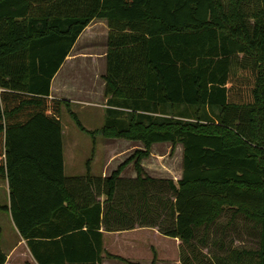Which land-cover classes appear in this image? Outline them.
I'll return each instance as SVG.
<instances>
[{
  "label": "trees",
  "instance_id": "1",
  "mask_svg": "<svg viewBox=\"0 0 264 264\" xmlns=\"http://www.w3.org/2000/svg\"><path fill=\"white\" fill-rule=\"evenodd\" d=\"M94 17L108 26L99 131L144 147L109 175L65 176L62 105L76 115L50 83ZM158 141L182 145L177 181L140 165ZM0 179L39 264H99L101 225L156 226L180 264H264V0H0ZM227 210L257 244L210 254L196 232Z\"/></svg>",
  "mask_w": 264,
  "mask_h": 264
},
{
  "label": "rangeland",
  "instance_id": "2",
  "mask_svg": "<svg viewBox=\"0 0 264 264\" xmlns=\"http://www.w3.org/2000/svg\"><path fill=\"white\" fill-rule=\"evenodd\" d=\"M87 32H84L85 36L81 37L76 46L84 45L85 38H87L85 48L93 49L92 51L97 50V56H99L101 53L99 44L102 42V38L98 37L95 43H91L95 35L93 32L89 35ZM97 56H93L91 53L86 57L77 56L71 62L64 64L63 67L61 65L62 68L60 67L55 73L54 90L59 85L58 80L62 77L65 83L62 89H67L74 100L78 99L71 102V109L75 112L76 118L69 113L65 106L61 108L63 172L66 176L84 175L87 171L92 175L100 174L102 163L107 160L105 153L107 148L104 145V139L107 138L103 137L99 131L104 121L105 111L97 103L98 101L106 103V100H102L101 97L103 94L102 82L104 83L102 78V73H104L103 57ZM77 120L84 129L79 126ZM73 142H76V145L72 144ZM123 155L126 156V154ZM123 155L122 157H124ZM175 160L176 158L171 160L173 165ZM8 206L7 186L3 180H0V245L3 248L14 245L18 240ZM229 217L230 210H227L205 232L202 228L196 232L195 241L204 251L212 254L233 247L256 246L258 229L251 221L245 219L241 214H236L230 220ZM198 237H202L203 241L200 242ZM164 241L169 244H166L165 250H163ZM147 242L154 245L156 252L170 249L167 254L171 257L175 251L178 252V246L174 245V240L162 234H151L148 236ZM108 247L111 252L130 255V251L124 249L125 246L122 242L108 245ZM151 252L153 253V250Z\"/></svg>",
  "mask_w": 264,
  "mask_h": 264
},
{
  "label": "crops",
  "instance_id": "3",
  "mask_svg": "<svg viewBox=\"0 0 264 264\" xmlns=\"http://www.w3.org/2000/svg\"><path fill=\"white\" fill-rule=\"evenodd\" d=\"M87 30L89 31L87 32ZM85 31L89 35L92 32L95 35L93 37L94 40L91 43H95L96 42L95 40L98 37L102 38V42L99 44V47L101 48L100 50L101 53L99 56H97L98 55L97 50L92 51L93 49L89 50L85 48V45H86L85 43H87V38H85L86 41L84 45L80 44L79 46H76V44L79 42L81 37L85 36L84 35ZM107 32H108V26L106 23V19L100 18V17H94L83 28V30L80 32V34L76 38L67 56L65 57L64 61L61 64L62 67L67 62H71L72 59L76 58L77 56L86 57V56H89V54L91 53L93 54V56L103 57L102 67H103V72H105V68H106L105 53L107 49ZM55 78H56V74H54V76L51 79L50 96L67 99L69 101L68 108L72 110L71 102L77 101L78 99L74 100L73 98H71L72 96L69 95V92L67 89L65 90L62 89V87L65 84L63 82L62 77L57 82L59 84L56 87L57 90L56 89L54 90L53 82ZM103 87H104V83L102 82V88ZM101 94H102V90H101ZM101 94L99 92V96ZM101 97L103 98L102 100L104 101L106 100L103 94L101 95ZM97 103L100 106H102L105 111L107 104L105 102L102 103L101 101L100 102L98 101ZM62 106H65V105H62ZM106 138L107 139H104V145L107 148L105 151V153L107 154V160H105V163H102L101 173L97 174L100 176L109 175L112 172V170H114L118 166V164L121 163V161L127 158L135 150L142 149L144 147L143 142L141 140L127 139L123 137H106ZM72 144L76 145V142H73ZM123 154H126V156H124ZM122 155L124 157H122ZM175 158H176L175 164L173 165L171 160ZM140 165L142 166V169L144 170V172L151 177L162 178V179L169 178V179H172L173 181H177L180 178L181 173H182V145L181 143L177 142L173 147H172V143L169 141H158V142L151 143L149 154L141 158ZM119 176L122 178H134L136 176V171L134 169L133 160L128 162L122 168V170L119 173ZM0 180H3L5 182V185L7 186L8 198H9V188H8L7 180L6 179H0ZM74 197L76 199L75 195ZM98 198H100V196H98ZM8 210H9V206H8ZM9 213H10V210H9ZM99 229L103 231L102 232L103 252L101 253V259L99 261V264H180L178 252L175 251L174 255L171 257L167 254L170 249H168L167 251H157L156 252L154 245L149 244V242H147V238L151 234L152 235L154 233H156L157 235L162 234L156 226L136 225L133 228H128V229L104 230L103 225H101ZM16 231H17V236H18L17 242L12 246H8V248L1 247L6 255V258L3 264H39L34 258L32 252L30 251L29 246L26 242V239L20 234L17 228H16ZM46 235L47 236H44L46 237L45 240L51 239L48 237H55V236H48V234ZM168 237L172 238V240H174V245L176 244L178 246L177 237H171V236H168ZM120 242L124 244L125 250L130 251V255L128 253L124 254V253H115V252L110 251V248L108 247V245L120 244ZM166 244L168 243L164 241L163 250L167 248ZM78 247L79 246H75V248H78ZM151 250H153V253L151 252ZM109 254H115V255L123 257L124 259H120L118 257L111 256Z\"/></svg>",
  "mask_w": 264,
  "mask_h": 264
}]
</instances>
